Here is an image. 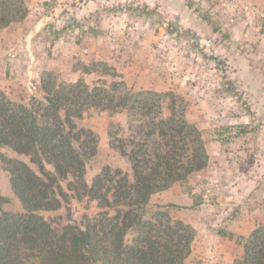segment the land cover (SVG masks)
Wrapping results in <instances>:
<instances>
[{"label": "rangeland", "instance_id": "374dc122", "mask_svg": "<svg viewBox=\"0 0 264 264\" xmlns=\"http://www.w3.org/2000/svg\"><path fill=\"white\" fill-rule=\"evenodd\" d=\"M18 1L25 16L0 28V90L30 104L44 100L45 85L82 79L105 98L127 96L123 107L92 108L74 120L93 148L88 184L106 167L132 174L133 151L153 163L165 143L157 129L147 134L162 119L174 114L196 126L208 165L173 184L191 203L150 199L144 217L168 211L187 222L200 207L199 221L234 253L227 264L246 260L252 233L264 235V0ZM65 191L61 208L40 212L59 230L99 210ZM0 210L24 211L2 166Z\"/></svg>", "mask_w": 264, "mask_h": 264}, {"label": "trees", "instance_id": "16d2710c", "mask_svg": "<svg viewBox=\"0 0 264 264\" xmlns=\"http://www.w3.org/2000/svg\"><path fill=\"white\" fill-rule=\"evenodd\" d=\"M18 2L22 4L0 0V28L25 16L16 9ZM44 89V100L30 104L16 103L0 90V148L9 147L30 162L0 150V166L24 208L0 210V264H185L194 227L168 211L145 218L143 210L153 193L208 165L201 131L172 114L147 134L157 129L165 143L153 163L147 157L142 160L140 150L133 151L132 174L106 167L88 184L85 159L90 145L74 120L92 108L123 107L127 96L105 98L82 79ZM65 188L78 198L96 201L99 210L59 230L40 212L61 208ZM132 229L136 235L128 241ZM245 255L246 260L234 264H264V235L259 231L252 233Z\"/></svg>", "mask_w": 264, "mask_h": 264}, {"label": "crops", "instance_id": "0c3cea01", "mask_svg": "<svg viewBox=\"0 0 264 264\" xmlns=\"http://www.w3.org/2000/svg\"><path fill=\"white\" fill-rule=\"evenodd\" d=\"M177 185V183L175 184ZM175 185L155 192L151 195V200H158L161 203L175 202V203H191V199L186 195V199L183 198V194L180 192L177 194L173 190H176ZM173 191V192H172ZM182 192V191H181ZM191 211L197 212V216L193 219L187 218V222L194 227L196 233V239L193 240L191 245V252L186 258V264H227L233 262L234 253L228 247L225 242L224 236L218 235L215 231H210L208 226H204L200 216L202 215V209L196 207L190 209ZM195 215V213H194ZM199 221V222H198ZM229 229H236L235 224H231ZM227 248V249H226ZM95 264H102L97 262Z\"/></svg>", "mask_w": 264, "mask_h": 264}]
</instances>
